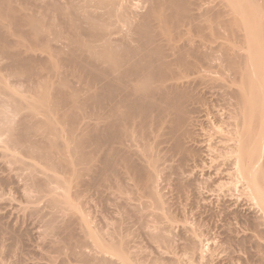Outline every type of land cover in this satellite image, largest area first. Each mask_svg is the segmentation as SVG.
Wrapping results in <instances>:
<instances>
[{
  "label": "bare ground",
  "instance_id": "6f19581e",
  "mask_svg": "<svg viewBox=\"0 0 264 264\" xmlns=\"http://www.w3.org/2000/svg\"><path fill=\"white\" fill-rule=\"evenodd\" d=\"M30 1L0 0V197L20 200L0 199V264H24L23 251L45 264L200 262L195 231L173 218L190 195L199 219L220 218L221 246L264 264V0ZM206 160L204 198L180 173ZM93 200L112 215L99 226L83 212Z\"/></svg>",
  "mask_w": 264,
  "mask_h": 264
},
{
  "label": "rangeland",
  "instance_id": "374dc122",
  "mask_svg": "<svg viewBox=\"0 0 264 264\" xmlns=\"http://www.w3.org/2000/svg\"><path fill=\"white\" fill-rule=\"evenodd\" d=\"M44 1H45V0H44ZM146 1H147V0H134L133 3H135L136 6L139 7V11H141V9L146 8L147 5H149V7H150V6L153 4V3L151 2L152 0L148 2V3H150V4H146V3H147ZM153 1H154V0H153ZM17 2H19V1H16V4L18 5ZM33 2H34V1H33ZM33 2H32V0L30 1V4L32 3L31 6H33V4L35 3V2H34V3H33ZM62 2H63V1H62ZM42 3H43V2H42ZM151 3H152V4H151ZM35 4H36V3H35ZM35 4H34V6H35ZM39 4H41V2H39ZM36 5H37V4H36ZM31 6L27 5V6H26V11L29 12L28 14H30V13H31L32 15H33L34 13L36 14L37 11H38V9L36 8L37 11H36V10L34 11L35 7L33 6L34 9H33V11H31V10H32V9H31V8H32ZM140 8H141V9H140ZM150 8H151V7H150ZM146 9L148 10V7H147ZM146 9H143V10L146 11ZM143 10H142V12H143ZM145 11H144V12H145ZM33 12H34V13H33ZM39 12H40V10L38 11V13H39ZM35 14H34V15H35ZM39 14H40V13H39ZM39 14H38V16H39ZM26 29H27V28H26ZM10 30H11V29L9 28L7 31L9 32ZM9 33H13V32L10 31ZM10 35H12V34H10ZM25 41H26V40H25ZM61 41H63V42H68V41H66V40H64V39L61 40ZM54 42H55V41L51 42V44H53ZM26 44H28V43H26ZM55 44H56V42H55ZM24 45H25V44H24ZM57 45H58V43H57ZM38 46L41 47V44L38 45ZM48 46L50 47V45H47V46L44 45V48L47 47V49L45 48L46 50L43 48V46H42L41 48L38 47L40 50H37V51L35 52V54H38V53H39V54H40V53H45L44 51H48V50L50 49V48H48ZM23 48H24V47H22V49H23ZM54 48H55V47H54ZM42 49H44V50H42ZM64 50H65L64 52L67 51L66 49H64ZM41 51H43V52H41ZM69 75H71V73H70ZM73 77H74V76H73ZM73 77L70 76L69 79H67L68 77L66 78L67 80H70V81H67V82L70 83L69 86H70V87H73V88H72L73 90H74V87H77V86H79V87H77V88L80 89V88H81V87H80L81 85L83 86V88H87L88 86H90V83H87V81H88L87 78H85V77L82 78V77H81V79H80V78H78V77H74V78H73ZM67 84H68V83H67ZM87 84H88V85H87ZM69 89H70V88H69ZM72 89H70V91L73 92ZM75 90H76V88H75ZM91 90H92V91L95 90V87L93 86ZM78 92H80V91H78ZM78 92L76 91V94H77ZM74 94H75V93H74ZM76 94H75L74 96L77 98V95H76ZM78 96H80V97L82 96V97H83L84 94L80 92V94H78ZM80 97H78V98H80ZM93 103H94V102H93ZM89 104H90V103H89ZM89 104L87 103V105H89ZM84 105H85V104H83V106L81 105V107L84 108ZM87 105H86V107L83 109V111H86V112H87V114L85 115V117H89V118H90V117H93V115L95 116L94 113H95L96 110L93 111V113H92V110H93V108L96 109V104L93 105L92 102H91V104H90L89 106H87ZM81 109H82V108H81ZM91 114H93V115H91ZM92 122L94 123V121H91V123H92ZM205 162H207V160H206ZM205 162L203 161L202 163H205ZM202 163H201V164L199 163V164H200L199 167H200L201 165H202V167H200V168H199V167L194 168L195 170L197 169V170H196L197 173H196V171L193 170V172H194L195 174H197L198 177H196L197 175L193 174L192 172L189 174L188 171H189L190 169H191L190 171H192L193 167H192V168H190V167H185L187 170L184 168L183 170H181V173H180V174H182V172H183V176H184V178H188V177H185L186 174H187L186 176L190 175V177H189L188 179L190 180L189 182H190L191 185H190L189 183H188L187 185H189L190 187H188V186L186 185V188H187L188 191H190V192L192 193V192H193L192 187H193V189H195V187H196V189H198V191H200L202 188H205V189L201 190L200 193L203 194V197L205 196L204 198H207V196H208L209 193H210L209 195H212V193H211L212 191H211L210 189H211L212 186H213V185H211V184H213V183H212V182H213L212 180H214V179H213V176H212V178H211L212 180L210 179V177H211L210 174L213 175V173H212V169H211V168H208L209 166H206V165L208 164V162L205 163V165L202 164ZM191 164H192V163H190V165H191ZM204 166L207 168V170H205V171L202 170L203 168H205ZM201 168H202V169H201ZM199 169H200V170H199ZM209 170H210V171H209ZM198 171H199V174H198ZM201 171H203V173H202ZM184 172H187V173H184ZM207 172H208V174H209L210 177L208 176L206 180L209 179L208 182H209L210 180H211V181L209 182L210 184H209V183H206L207 185H204L205 182H207V181L204 182V180H205V178H206V175H208ZM210 172H211V173H210ZM184 174H185V175H184ZM203 174H205V175H203ZM201 175H202V176H201ZM183 176H181V179L183 178ZM199 176H200V177H199ZM171 177H173V176L171 175L170 178H171ZM193 177H194V180H195L196 184L198 185V187L194 185V184H195V183H193L194 180H193V182L191 181V179H193ZM203 177H204V178H203ZM168 178H169V177H168ZM170 178H169V179H170ZM184 178H183V179H184ZM171 179H172V178H171ZM173 179H175V176L173 177ZM198 179H199V180H198ZM160 181L162 182V179H161ZM170 181H171V180H170ZM197 181H198V182H197ZM191 182L193 183L194 186H192V183H191ZM162 183H163V182H162ZM200 183H202V184H200ZM199 184H200V185H199ZM208 184H209V185H208ZM210 185H211V188L209 189V186H210ZM166 186H167V184L164 186L165 188H163V190H162V192H161V193H163V195H166L167 193L170 194V193H172V192H173V193L175 192L174 190H171V189L174 188L173 185L170 186V185L168 184V187H166ZM169 186L171 187V189H170ZM191 186H192V187H191ZM205 186L208 187V188H206ZM172 187H173V188H172ZM201 187H202V188H201ZM199 188H201V189H199ZM164 189H166V190H164ZM167 189H168V190H167ZM169 189H170V190H169ZM207 189H208V190H207ZM7 190H9V189H7ZM7 190H4V191L8 192ZM191 190H192V191H191ZM205 190H206V191H205ZM209 190H210L211 192H209V193H207V195H205V192H207V191H209ZM169 191H171V192H169ZM185 191H186V189H185ZM203 191H204V193H202ZM1 192H2V191H0V194H1ZM6 192H5V193H6ZM10 192L14 193V191H12V190H10V191L7 193L8 195L5 194V193L3 192V193H2V197H3L4 199H5V197H6V199L8 198V199H7L8 201H9V199H10L12 203H14V201H13L12 199H15V200H16L15 204H17V200H19V197L16 196V195H13V197L15 196V198L10 197V196H11V195L9 196ZM190 192H187V191H186L185 193H187V195H190ZM12 193H11V194H12ZM188 193H189V194H188ZM14 194H15V193H14ZM169 194H167L166 197L169 196V197H171V198H172V197L175 198L174 196H178L177 193H174V194H173L174 196H173L172 194H170V195H171V196H170ZM175 194H177V195H175ZM5 195H7V196H9V197H7V196H5ZM4 196H5V197H4ZM182 196H184V195H182ZM2 197H0V199H1L2 202H3L4 199H3ZM17 197H18V198H17ZM169 197H168V198H169ZM178 197H180V195H179ZM188 197H189V198H188ZM208 197H210V196H208ZM187 198H188V199H187ZM190 198H192V200H193V197H191V195H190V196H186V200H187V201L184 200L183 197H181V198H179V199H178V198H177V199L175 198L176 201H177V205H178L179 207L182 206L181 209H182V210L185 209V210H183L182 212H183V213L185 212V213H184V214L182 213V215H183L184 218L182 217V215H180L181 217L178 216V215H179L178 213H176V214H177V215H176L177 217L175 216V213H174V216H173V214H172V216H173V218L175 217V219L177 218V220L174 219V220L176 221L175 224L178 226V227L176 228V230L179 229V227H180L181 225H182V226H183V225H186V226H189L190 228H192V229H193V232L195 231L194 233H195L196 235L194 234V236L198 237V238H196V239H198V241H200V242H198V245L200 246V249H202V251H204V252L206 253V254L204 253V255H203L204 258H203L200 262L196 261L195 263H196V264H197V263H198V264H199V263H201V264H210V263H211V264H225V260H226V261H227L226 263L228 264V263L230 262L229 259L231 260V259L236 255L237 258L235 257L234 259H232L231 261H233V263L230 262V264H243V263H244V264H245V263H246V264H254V263H251L250 261H249L250 263H247V262H246V261L249 260V259H247L248 256H247L244 252H241L237 246L232 245V247H230L229 245H228V246L225 245V244H227V243H225V244H222V246H224V247H223L224 249L222 248V246H221V244H220V243L222 242V238H221L222 236H221V233H220L221 230H219V232H218V231L215 232V230H217V229H221V228L219 227V226H221V224H222V223L219 221L220 218L217 219V217H216V218L213 217V218H214V224L217 223L216 226H217L218 228H217V227H214V225H211V224L213 223V221H212L213 218H211V217L209 216V212L203 211V212H205V213H204V215L202 216V218H204V216H205V218H206V217H209L208 220H207V218H206V221H205V218H204L203 220H202V219H199L200 217H198V216L195 215V213H194L196 210L199 211V209L196 207V206H197V203H195L196 200H193L194 203L192 202V206H193V207H194L193 204H196L195 207H194V209H195V208H196V209L194 210V209H192V207L190 206V205H191V201H190L191 199H190ZM241 198H242V199H241ZM6 199H5V201H7ZM240 199H241V203H243V202H244V201H243V197H240ZM106 200H107V199H106ZM106 200L103 202V203H105V202H108V203H109V204L106 203V204H107V205L105 204L106 206L109 207L110 205L113 204L112 202H109L110 199H108L109 201H108V200L106 201ZM178 200H179V201H178ZM188 200H189V201H188ZM244 200H245V198H244ZM19 201H20V200H19ZM19 201H18V202H19ZM93 201H94V202H93ZM93 201L91 202V204H93V205L91 206V204H90V206H91L92 208H87V207H86V209H84L85 211L83 210V212H84L85 214H88V216L90 215L91 219H93V221H94V224L99 226L100 223H101L100 220L102 219V217H103L104 220H105V219H108V220H105V221H109V219L112 217V215H111V217H110V216H109L110 213H109V211L107 212V210H105V212H107V213H104V211H103V213H101L102 209L100 208V206H102V208H104V209H105L106 206H104L103 203H102V205H100V203L98 204L97 201H95V200H93ZM242 201H243V202H242ZM9 202H10V201H9ZM95 202H96V204H95ZM178 202H179V204H178ZM197 202H198V200H197ZM206 202H207V201L205 200V203H206ZM111 203H112V204H111ZM185 203H186V205H185ZM189 203H190V204H189ZM201 203H202V201H201ZM203 203H204V202H203ZM42 204H43V203H41V206H42ZM94 204H95V207H94ZM243 204H246V203L244 202ZM39 205H40V203H39ZM97 205H98V207H97ZM180 205H181V206H180ZM187 205H188V206H187ZM247 205H248V204H247ZM183 206H184V207H183ZM94 208L97 210L96 212H95V209H94ZM99 208H100L101 210H100ZM188 208H189V209H188ZM245 208H246V206H245ZM92 209H93V210H92ZM104 209H103V210H104ZM190 209H192V210H190ZM243 209H244V207H243ZM91 210H92V211H91ZM88 211H89V213H88ZM188 211H189V212H188ZM254 211H255V210H254ZM98 212H99V213H98ZM255 212H256V211H255ZM255 212H253V213H255ZM108 213H109V214H108ZM188 213H189V214H188ZM192 213H193V214H192ZM196 213H197V212H196ZM207 213H208V215L206 216ZM95 214H96V215H95ZM256 214L258 215L259 213H256ZM105 215H107V216H105ZM189 215H190V216H189ZM193 215H195V217H194ZM94 216H95V217H94ZM255 216H256V215H255ZM258 216H260V214H259ZM258 216H257V217H258ZM105 217H106V218H105ZM107 217H108V218H107ZM109 217H110V218H109ZM192 217H193V218H192ZM197 217H198V220H197ZM194 218H195V219H194ZM178 219H179V222H178ZM210 219H211V222H210ZM215 219H217V220H215ZM191 220H192V221H191ZM193 220H194L195 222H194ZM199 220H200V223L198 222ZM201 221H205V222H201ZM208 221H209V222H208ZM218 221H219V222H218ZM99 222H100V223H99ZM177 223H178V224H177ZM210 223H211V224H210ZM218 223H219L220 225H219ZM179 224H181V225H179ZM197 224H198V225H197ZM194 225H195V226H194ZM199 226H200V227H199ZM201 226H202V227H201ZM211 226H213L214 229H213V227H211ZM238 226L240 227V225H237V227H238ZM237 227H236V228H237ZM239 227H238V228H239ZM199 228H200V229H199ZM206 228H207V229H206ZM236 228H235V229H236ZM238 228H237V229H238ZM201 229H202V230H201ZM212 229H213V231H212ZM174 230H175V229H174ZM176 230L173 231V232H174L173 235H175V233L177 232ZM240 230H241V233H242V232H243V231H242L243 229L241 228ZM240 230L238 229V230H236V231H238V233H239ZM180 231H181L182 234L185 235V232L183 233V231H182L181 229L178 231V233H180ZM206 231H207V232H206ZM202 232H203V233H202ZM212 232H213V233H212ZM214 232H215V233H214ZM210 233H211V234H210ZM219 233H220V234H219ZM241 233H239V234L242 235ZM203 234H204V235H203ZM173 235H172V237H173ZM179 235H180V234L175 235V236H174L175 238H172V239H173V240L175 239L176 243H177V240H178V243H177V244H183V243L185 242V240L183 241V239H184L187 235H185V236H184V235H183V236L181 235V237H180ZM215 235H216V236H215ZM218 235H220V237H218ZM211 236H212V237H211ZM187 237H188V236H187ZM210 238H211V239H210ZM213 238H214V239H213ZM219 238H221V240H220ZM180 239H181V240H180ZM186 239H187V238H186ZM208 240H209V241H208ZM179 241H180V243H179ZM207 241H208V242H207ZM214 241H216V242H214ZM36 242H37V240H36ZM40 242H41V241H40ZM182 242H183V243H182ZM186 242H187V241H186ZM218 243H219V244H218ZM222 243H223V242H222ZM143 244H145V242H143ZM213 245H214V247H213V250H212V247H211V246H213ZM217 245H219V246H217ZM144 246H145V245H143V247H144ZM217 247H218V248H217ZM228 247H230V248H229L230 250H233V249H234V250L236 251V253L233 254L234 251L231 252L229 249H228V251H230V252H228L227 249H226V248H228ZM233 247H234V248H233ZM236 247H237V248H236ZM144 248H145V247H144ZM204 248H205L206 250H204ZM231 248H232V249H231ZM235 248H236V249H235ZM146 249H147V248H146ZM146 249H145V250H146ZM222 249H223V250H222ZM225 249H226V252L230 253V255L232 254V255H231L232 257H231L228 253H227V254L229 255V257H228V255L225 256V255H226ZM237 249H238V250H237ZM47 250H48V249H47ZM47 250H45V252H47ZM179 250H180V248H179ZM65 251H66V249H65ZM149 251H150V249H148V251H146V252H149ZM220 251H222V252H220ZM223 251H224L225 253H224ZM237 251H238V252H237ZM23 252H24V253H22V254H23V257H24V258H23V259H24V264H30V263H33V262H34L33 264H37V263L40 264L39 261H41L42 258H43V260H44V258H45V254H46V253H44V254L40 257V256H38V255H32V254H31V255H30V254L28 255L27 252H25V251H23ZM43 252H44V249H43V251H42L41 253H43ZM66 252H67V251H66ZM66 252H64L63 254L65 255ZM208 252H210V253H208ZM216 252H217V253H216ZM218 252H220L223 256L220 254V255H219L220 257H219V256H218V254H219ZM239 252H241L242 254L239 255ZM214 253H215V254H214ZM223 253H224V254H223ZM237 253H238V254H237ZM243 253H244V254H243ZM47 254H48V253H47ZM47 254H46V256H47ZM49 254H50V253H49ZM216 254H217L216 257H218V258H214V256H215ZM52 255H54V254H52ZM55 255H56V254H55ZM57 255H58V254H57ZM57 255H56L55 257H53L54 259L56 258V260H54V261H55L54 264H56V262H57L58 264H60L61 262L64 261V260H63V259H64L63 257L66 256V255H65V256L62 255V258H63V259H60V261L58 262V259L61 258V257H60V256H57ZM243 255H245V257H244ZM8 256H9V257L11 256V257L9 258ZM12 256H13L12 254H11V255L8 254L7 256H5V257H6V258H4V259H5V260H4L5 264H11L12 261H14V260H13L14 258H13ZM67 256H68V255H67ZM239 256H241L242 258H240ZM246 256H247V257H246ZM29 257H30V258H29ZM57 257H58V258H57ZM70 257H71V256H70ZM70 257H68L69 259H66V258H67V257H66V258H65V261H64L63 264H76V263H74V262H75V261L77 262V259H76V258H75V259H74V258H73V259H70ZM7 258H9V260H8ZM28 258H29V259H28ZM31 258H32V259H31ZM33 258H34V259H33ZM238 258H240L241 261H239ZM6 259H7V260H6ZM212 259H213V261H212ZM214 259H215V260H214ZM216 259H217V260H216ZM218 259H219V260H218ZM223 259H224V260H223ZM227 259H228V260H227ZM236 259H237V262H236ZM243 259H244V260L247 259V260L243 262ZM28 260H29V261H28ZM32 260H33V261H32ZM27 261H28V262H27ZM41 262H42V261H41ZM44 262L46 263V260L43 261L41 264H43ZM66 262H67V263H66ZM212 262H213V263H212ZM215 262H216V263H215ZM45 263H44V264H45ZM195 263H194V264H195ZM12 264H13V263H12ZM61 264H62V263H61ZM97 264H98V263H97ZM167 264H169V263H167ZM183 264H184V263H183Z\"/></svg>",
  "mask_w": 264,
  "mask_h": 264
}]
</instances>
